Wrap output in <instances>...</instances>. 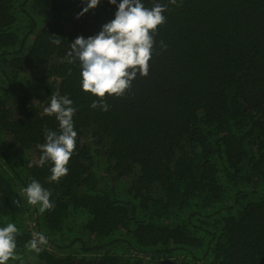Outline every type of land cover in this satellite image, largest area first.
<instances>
[{"label":"trees","instance_id":"trees-1","mask_svg":"<svg viewBox=\"0 0 264 264\" xmlns=\"http://www.w3.org/2000/svg\"><path fill=\"white\" fill-rule=\"evenodd\" d=\"M121 2L77 18L88 0H0V227L23 264H264V0H141L168 9L149 74L93 109L67 53ZM54 93L77 109L59 182L38 163ZM32 180L53 209L28 204Z\"/></svg>","mask_w":264,"mask_h":264},{"label":"clouds","instance_id":"clouds-1","mask_svg":"<svg viewBox=\"0 0 264 264\" xmlns=\"http://www.w3.org/2000/svg\"><path fill=\"white\" fill-rule=\"evenodd\" d=\"M113 5L117 0H109ZM100 0H88L87 7L77 18L83 16L90 9L96 8ZM175 5L177 0H170ZM167 5L155 4L148 8L141 0H122L115 13V19L105 24L99 34L85 39L79 36L71 43V50L67 53L68 63L77 60L81 66L82 89L98 97L90 107H98L107 111V96H124L132 87V82L137 75L149 74L150 60L155 48V35L159 26L166 23ZM52 42L59 45L60 39L52 35ZM161 47L167 49V45L161 41ZM71 75V70H69ZM77 109L73 107V101L68 96L59 93L51 95L50 105L44 109L48 116L55 115L59 122V132L45 129L46 142L39 145L42 155L38 161L43 167L51 161V180L59 182L69 173V164L76 149L77 132L74 130L73 117ZM37 163L33 161L29 167ZM22 195L26 196L29 205L38 206L43 214L55 207L50 200L51 192L45 189L40 182H32L24 189ZM16 206L21 201L15 200ZM20 230L13 223L6 227H0V264L20 260L17 253V237ZM48 240L42 233H33V238L25 245L29 251L40 253L42 246L47 245Z\"/></svg>","mask_w":264,"mask_h":264}]
</instances>
